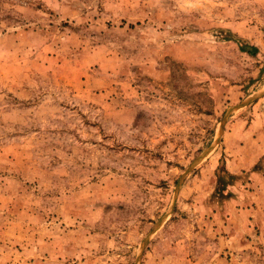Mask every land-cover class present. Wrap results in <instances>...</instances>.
<instances>
[{
    "label": "rangeland",
    "instance_id": "374dc122",
    "mask_svg": "<svg viewBox=\"0 0 264 264\" xmlns=\"http://www.w3.org/2000/svg\"><path fill=\"white\" fill-rule=\"evenodd\" d=\"M0 264H264V0H0Z\"/></svg>",
    "mask_w": 264,
    "mask_h": 264
},
{
    "label": "crops",
    "instance_id": "0c3cea01",
    "mask_svg": "<svg viewBox=\"0 0 264 264\" xmlns=\"http://www.w3.org/2000/svg\"><path fill=\"white\" fill-rule=\"evenodd\" d=\"M256 159H257V158H256ZM228 162H229V161H228ZM230 164H231V163H230ZM230 164L228 163L227 166H226L227 169H228L229 171H231Z\"/></svg>",
    "mask_w": 264,
    "mask_h": 264
}]
</instances>
